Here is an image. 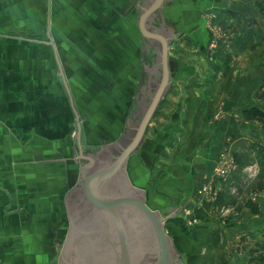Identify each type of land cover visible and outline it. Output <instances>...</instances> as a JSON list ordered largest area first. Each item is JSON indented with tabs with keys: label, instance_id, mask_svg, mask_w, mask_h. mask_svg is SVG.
Returning a JSON list of instances; mask_svg holds the SVG:
<instances>
[{
	"label": "crops",
	"instance_id": "obj_1",
	"mask_svg": "<svg viewBox=\"0 0 264 264\" xmlns=\"http://www.w3.org/2000/svg\"><path fill=\"white\" fill-rule=\"evenodd\" d=\"M35 1L0 0V264L54 263L60 213L68 214L80 175L75 127L83 150L106 147L119 156L165 68L167 85L125 162L131 184H150L161 198L151 208L186 207L222 152H240L247 131L264 147V126L243 119L246 109L264 110V15L255 0H163L143 20L158 0ZM17 3L26 15L39 7L28 16L34 34L12 27L23 23L11 17ZM159 38L169 41L165 60ZM249 148L256 157L257 147ZM257 172L247 183L246 172L233 179L236 198L223 227L232 243L264 242Z\"/></svg>",
	"mask_w": 264,
	"mask_h": 264
},
{
	"label": "water",
	"instance_id": "obj_2",
	"mask_svg": "<svg viewBox=\"0 0 264 264\" xmlns=\"http://www.w3.org/2000/svg\"><path fill=\"white\" fill-rule=\"evenodd\" d=\"M162 2L158 0L152 10H146L142 20ZM159 39L165 60L169 41ZM167 82L165 68L134 139L119 156L106 147L83 150L77 146L79 130L75 127L80 175L69 195L70 228H65L66 240L57 264H178L175 247L164 229L171 216L151 208L145 189L134 187L125 170V162L140 142Z\"/></svg>",
	"mask_w": 264,
	"mask_h": 264
},
{
	"label": "rangeland",
	"instance_id": "obj_3",
	"mask_svg": "<svg viewBox=\"0 0 264 264\" xmlns=\"http://www.w3.org/2000/svg\"><path fill=\"white\" fill-rule=\"evenodd\" d=\"M35 2V4H37L39 0ZM17 4H15L16 6L11 10V17H20L23 23L14 21L12 23V27L16 30L15 32L20 34H34V28L28 25V21H30L28 16H38L39 7L37 5L31 7V13L29 15H26L21 13L26 12L27 9L20 3ZM256 11L259 12V9L257 7ZM31 21H34L32 22V25L38 24V19H31ZM0 32L4 31L0 30ZM261 88L258 89V92H261ZM243 119L244 121L246 120L249 123L248 119H246L245 117ZM263 132L264 129L260 133L262 134ZM253 134H256V132L247 131V136H245L244 139L241 138L236 143L241 147L240 152L235 153V151L233 152L230 148H227L224 152H222L220 161H222L224 158L228 159V163L231 160L233 161L232 168H229L231 172L228 169L226 171L227 173H221L220 170L223 168L218 167L221 164L219 163L216 170H213V174H210L209 182L206 183V180L202 181V183L200 184L201 190L199 191L198 189L197 192L195 191V198L193 197L192 201L186 207L183 206V208H180L178 210H172L168 214L162 211L164 212V216H171L166 220L164 229L173 242L176 250L178 264H233L235 261L242 262L246 248L250 247L251 244L249 242H246V238H244L245 240H241L237 244L236 242L232 243L233 233H226V230H224L223 227H225L224 223L230 222V215L232 211L231 207L232 205H234L236 198V196H234V190H232V188H235V186H233L234 177L236 176V174L238 175L239 172H246L248 177L246 175L247 178L245 179V181L247 183L251 181L250 178L254 176V171L260 170L258 159L249 148L250 145L253 147L256 146V143L253 142L252 139ZM242 148L247 149L243 150ZM229 166H231V164H229ZM256 181V188L262 189L264 187L262 180H260V178L258 177ZM252 186L249 187L251 190L253 188ZM256 188L254 186L253 189ZM144 189L146 190V202L151 207H155L157 202L160 205L161 198L153 193V190L150 189V184L149 188L146 186ZM224 190L229 191V193L224 192ZM163 205L167 206L165 205V203H163ZM252 210L254 213H259L260 211L257 205H253ZM61 211L60 215L62 222L60 223L63 227L61 239L62 241H60V251L58 252L56 258H54L53 264H57L60 258L62 246L66 240L65 228H70L66 209L64 210L63 208ZM51 217L54 216H49V218ZM169 219H175L177 220V222H173V220L170 221ZM58 223L59 222H57V224ZM204 225L205 228L203 227ZM174 241L176 244L174 243ZM244 263L248 264V262L246 263L245 258Z\"/></svg>",
	"mask_w": 264,
	"mask_h": 264
},
{
	"label": "trees",
	"instance_id": "obj_4",
	"mask_svg": "<svg viewBox=\"0 0 264 264\" xmlns=\"http://www.w3.org/2000/svg\"><path fill=\"white\" fill-rule=\"evenodd\" d=\"M263 2L264 0H256L255 3V6L259 9V12L262 15H264ZM243 115L246 119L257 121L264 126V110L258 108L257 106H253L249 109L244 110ZM256 147L257 148L255 150L256 151L255 154L258 159V164L260 168L258 177L260 178V180H262V183L264 184V147L258 144H256ZM169 220L170 221L173 220V222H177V220L175 219L172 220L169 219ZM203 227L205 228V225ZM248 255H249L248 264H264V242L255 243L251 245L248 250Z\"/></svg>",
	"mask_w": 264,
	"mask_h": 264
},
{
	"label": "built area",
	"instance_id": "obj_5",
	"mask_svg": "<svg viewBox=\"0 0 264 264\" xmlns=\"http://www.w3.org/2000/svg\"><path fill=\"white\" fill-rule=\"evenodd\" d=\"M224 156V155H223ZM227 158L225 159H223L222 161H220V165L218 166L219 168H223V169H221L220 171H221V173H223V174H225V173H227L226 171L229 169V168H232V160L228 163L227 162ZM229 164H231V166H229ZM230 170V169H229ZM230 172H231V170H230ZM198 189H199V191L201 190V188H200V184L198 185V187H197V190H196V192L198 191Z\"/></svg>",
	"mask_w": 264,
	"mask_h": 264
},
{
	"label": "flooded vegetation",
	"instance_id": "obj_6",
	"mask_svg": "<svg viewBox=\"0 0 264 264\" xmlns=\"http://www.w3.org/2000/svg\"><path fill=\"white\" fill-rule=\"evenodd\" d=\"M87 212H90V211H87ZM77 222H78V220H77Z\"/></svg>",
	"mask_w": 264,
	"mask_h": 264
}]
</instances>
